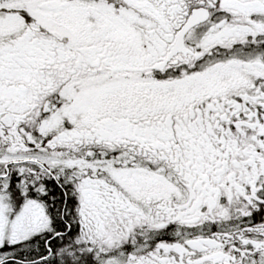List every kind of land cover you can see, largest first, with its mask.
<instances>
[{
	"label": "snow or ice",
	"instance_id": "6c2138e0",
	"mask_svg": "<svg viewBox=\"0 0 264 264\" xmlns=\"http://www.w3.org/2000/svg\"><path fill=\"white\" fill-rule=\"evenodd\" d=\"M0 264H264V0H0Z\"/></svg>",
	"mask_w": 264,
	"mask_h": 264
}]
</instances>
